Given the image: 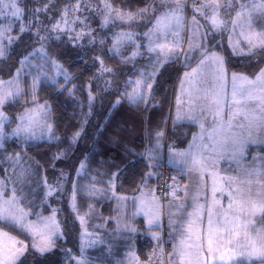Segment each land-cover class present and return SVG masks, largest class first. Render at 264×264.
<instances>
[{
	"label": "snow or ice",
	"instance_id": "snow-or-ice-1",
	"mask_svg": "<svg viewBox=\"0 0 264 264\" xmlns=\"http://www.w3.org/2000/svg\"><path fill=\"white\" fill-rule=\"evenodd\" d=\"M90 2L91 0H76L75 4L63 8L55 22L45 24L44 20L41 19V14H46L50 10L52 0H48L42 7L31 9V15L26 21L25 8L21 6V0H0V17L7 21V23H0V61L6 59L9 48L18 42L24 33L31 32L33 29H35L34 35L37 37L35 44L38 45L32 47L30 51L26 50V53L18 59V67L15 68L14 74L9 79L5 80L0 77V148L4 147L5 139L10 137L21 138L24 143L45 137L49 140L59 139L54 134L53 124L49 122L51 106L47 101L40 104L36 97V91L44 81L51 80L53 86H55L57 76H62L65 84L69 83L73 77L63 69V66L57 60L48 54L45 42L49 39H60L61 35H67L74 46L84 37H88L89 44H95L97 42L96 30L88 22L91 17L84 16L83 19L81 18L84 12L89 11ZM153 3H155V0H153ZM159 4L162 7H167L160 15L154 17L153 27L149 28L148 31L137 33L133 30H124L122 27L120 30L114 31L110 37L111 47L107 51L113 55L119 56L126 45H133L134 50H131V55L121 57L122 63L134 61L137 56L144 54L140 49L145 45L142 41L138 42L137 37L147 39L146 51L156 57L151 71L140 70L137 78L129 77L125 81L124 87L126 90L122 93V96L131 102L143 100L147 103L160 68L170 61H175L181 55L187 60L189 53L194 48L200 49V55L203 57L200 60V65L210 64L214 66V79L222 86L228 74L225 57L216 51H211L206 45L194 44L191 38L188 40V48L182 49L180 34L173 31L174 28L182 27L183 0H159ZM150 9L153 13L156 11L151 4L137 11H131L116 7L113 0H99V5L94 10L100 17L99 28L103 30L109 27L115 28L117 25L127 26L131 29L132 25L143 18ZM226 9L231 11H225ZM193 11L198 13L205 21V25H201L195 16L192 18V22L196 26L195 33L198 37L206 40L209 34L207 32L200 33L199 29L201 27L208 26L211 32H219L229 30L230 26L229 46L233 55L245 58H253L258 55L264 56V26L257 28L256 25L257 20H264V0H195ZM231 12H234V15ZM17 22H19L18 34L12 35L15 30L14 25ZM77 25L79 31L76 30ZM41 32H44L45 35H40ZM170 35L172 36L171 40L168 38ZM105 39L99 40L101 46L105 44ZM95 59L100 64L99 75L113 72V69L107 67L99 56ZM49 64L55 70V75L51 77L46 71ZM32 69H35V75L32 74ZM195 72L196 69H193V73ZM23 75H32L31 103L35 107L26 108L23 113L15 117L17 120L15 127L12 128L11 132H7L5 131L6 122L11 123L12 118L4 113L3 107L24 94V90L20 86ZM190 75L192 74L185 73L186 77ZM231 76L234 104L239 105L241 103L237 99L238 94L247 100H260L261 103H264V67H261L252 78L235 72ZM237 82H239V92L237 91ZM105 83L110 85L111 81L106 80ZM183 84L184 81H181L182 86ZM60 87L63 88L64 85ZM129 87L131 91H127ZM68 91L71 94L72 89ZM256 92H259L260 95H255ZM218 96L219 93H216L215 96L210 97V93L206 91L202 97L198 98L204 101L203 104H196L190 97L187 112L183 116L181 115L183 101L178 96L176 119L180 120L186 116L190 120L197 121L205 112L219 116L218 105L220 99L216 98ZM88 99L89 104L95 99L91 91H89ZM119 102L118 99L116 103ZM235 115L237 113H233V117ZM222 123L221 119L220 125L207 133L208 139L212 141L210 149L208 145L203 144L205 132L204 125L201 123L202 132L199 137L201 143L197 144V137L194 136L189 151L176 152L170 150V155L183 160L191 171L200 172L204 170L208 166L209 158L218 155L222 157L223 152L228 151V140L221 143L215 139ZM227 127L229 130L232 129L231 120ZM239 127L243 128L244 125H239ZM249 127L251 128V122ZM258 127L264 128V120H261ZM79 134V132L74 134L73 142ZM156 135L159 138L163 135V132H158ZM249 141L256 142L252 139L251 131L248 132L247 136H244L242 132L232 133L230 137L232 158L242 156L244 147ZM158 146L159 143H157ZM218 148L223 149V152H218ZM62 155V152L59 153L55 156V159H59ZM6 159L14 161L13 176L15 179L0 178V264H23L22 258L30 250L43 254L56 248V239L63 235V231L60 222L56 218L57 209H53L50 216H43L41 213H33L30 208L26 209L23 206V202L27 200L24 187L31 183L28 178L29 169L21 167L19 172L15 171V165L19 164L20 161V153H14ZM149 159H152L151 150H149ZM216 163L217 161L213 159L212 165L215 166ZM84 167L85 165L82 162L80 170H83ZM5 171L7 172V170ZM77 175H79V170ZM146 175H152V173ZM245 175L248 179L222 178L227 181L229 189H231L228 192V209L221 215V213L209 208L206 230H194V220L191 219L192 217L200 219V208L202 206L197 205L192 213H188L190 219L185 228V238H182L178 245L173 246V251L168 254L170 260L175 257L176 264H257V262L264 264V227H256L258 221L264 224V179L260 178L264 176V173L253 168L246 171ZM63 176L64 173H61V178ZM253 177H256V179L253 180ZM116 178V174L113 173L108 182V190L111 191L112 197H115L118 201L127 200L128 197L118 196L114 191ZM42 182L46 188L45 198L53 195L58 190H63L59 181L55 184H49L45 177ZM254 183L259 185L260 190L253 192L252 186ZM233 185H235L234 188ZM170 187H173L171 194L175 197V187ZM103 191L105 190L90 185L88 194L95 195L97 192ZM212 191L213 204H218L219 201L215 200V195L218 191L223 194L225 189L223 187L218 189L214 184ZM76 196L77 185L73 183L70 206L73 211L77 212V217L83 228L79 248L80 256H72L70 249L64 251L69 259L75 261V264H92L85 255V251L99 241L90 239L93 234L88 233L87 228L84 227L86 220L84 216L79 215L76 209ZM158 205L159 199L154 195L151 201L140 199L137 212L134 215L143 213L147 217L149 226L154 223L158 224ZM32 215H35V220L29 219ZM169 223L172 224L173 221L170 220ZM5 227H11L13 230L18 229L22 234H26L29 239L27 241L19 239L9 231H5ZM120 227L118 225V232ZM122 227L133 233L137 231L128 224ZM182 227L184 226L182 225ZM153 235L154 238L159 239L158 235ZM160 252L163 253V249H160ZM154 255H156L155 251L149 255V264H151ZM128 256L130 259H135L136 264H139L134 253H129ZM116 264H125V262L117 261Z\"/></svg>",
	"mask_w": 264,
	"mask_h": 264
},
{
	"label": "trees",
	"instance_id": "trees-1",
	"mask_svg": "<svg viewBox=\"0 0 264 264\" xmlns=\"http://www.w3.org/2000/svg\"><path fill=\"white\" fill-rule=\"evenodd\" d=\"M47 2L48 0L39 2L21 0V6L25 8V21L31 15V9L42 7ZM75 2L76 0H52L50 10L46 14H41V19L45 24L55 22L63 8ZM113 3L116 7L137 11L152 5L153 0H113ZM98 5L99 0H91L89 11L81 15L82 19L84 16L91 17L88 22L96 30L95 44H89L88 37H84L74 46L67 35L45 42L48 54L73 77L65 84L63 77L58 76L55 86L51 80L44 81L36 91L39 103L47 101L51 106L49 121L53 124L54 134L59 139L42 138L24 143L21 138L10 137L5 139L4 147L0 148V178L15 179L14 161L7 160L6 157L20 153V161L15 165V171L19 172L21 167L29 169L28 178L31 181L24 187L27 200L23 202V206L26 209L30 208L33 213L39 212L42 215L57 209L56 213L63 231V235L56 239V248L43 254L30 250L22 258L23 264H68L73 260L69 259L65 249H70L72 256L79 255L80 224L76 211H73L69 203L73 183L77 185L75 203L78 213L86 217L91 230L102 229V244L86 249V256L90 261L116 264L117 261H123V258L118 259L122 253L129 252L134 246L140 257L145 258L150 245L145 241L147 236L142 238L139 231L134 233L121 229L117 231L113 220L116 213L118 214L117 199L112 197L111 191L108 190V182L115 173L116 194L128 196L137 193L149 169L147 151L156 139V134L164 130L167 143L182 148L197 129L196 124L191 122L172 123L171 119L166 121L171 94L176 89L178 77L184 67H187L179 64V58L160 68L147 103L143 100L131 102L122 96L126 90L125 81L129 77L137 78L140 70L151 71L156 57L144 49L142 50L144 54L137 56L134 61L122 63L121 57L130 55L131 50L124 49L119 56L108 52L112 33L127 26L117 25L115 28L101 30L100 17L94 10ZM1 21L0 18V23ZM256 25L257 28L264 26V20H257ZM18 28L19 22L14 25L12 35L18 34ZM76 30L79 31L78 25ZM34 32L35 29L24 33L22 38L9 48L6 59L0 61V77L8 78L14 74L15 68L18 67V59L26 50L30 51L32 47L38 46L35 44L37 37ZM40 35L45 33L41 32ZM100 39H105L103 46L99 44ZM213 49L225 57L228 73L240 72L252 76L264 66V56L258 55L253 58L235 56L223 43L213 46ZM97 56L107 67L113 69L112 73H105L102 76L98 74L100 64L95 59ZM192 62L188 67L192 66ZM49 67L50 64L47 70L52 72ZM31 71L35 75V69ZM106 80L111 81V84L106 85ZM20 82L24 94L4 106L8 116L12 118L11 123L5 125L7 130L17 123L15 117L25 108L34 105L31 103L32 75H23ZM61 85L64 87L61 88ZM69 89H72L71 94ZM89 91L95 97L91 104L88 99ZM127 91H131V88L129 87ZM118 99L120 102L117 104ZM77 132L80 134L73 142L74 134ZM61 152L63 155L55 159ZM82 162L85 167L80 170ZM175 170L178 171L177 168L160 162L155 167V178L150 177L148 183L153 184L156 181L159 189L165 174L170 176L175 174ZM61 173H64L63 178ZM184 176L182 173L181 177ZM45 177L49 184L59 181L63 190H58L45 198L46 188L42 182ZM90 185L97 189L102 187L101 189L105 191L89 195ZM30 217L36 218L35 215ZM133 223L137 224L139 229L145 228L141 217L135 218ZM100 225H104L103 228H100ZM4 230L26 241L29 239L18 229L5 227ZM130 245L133 246L129 249Z\"/></svg>",
	"mask_w": 264,
	"mask_h": 264
},
{
	"label": "rangeland",
	"instance_id": "rangeland-1",
	"mask_svg": "<svg viewBox=\"0 0 264 264\" xmlns=\"http://www.w3.org/2000/svg\"><path fill=\"white\" fill-rule=\"evenodd\" d=\"M183 2L184 6L182 12V27L173 29L174 32H179L180 34V38L182 40V49L188 48V40L191 38L194 44L206 45L211 51H216L222 56L223 54L218 50L213 49V46L223 43V45H225L232 53V50L229 46L230 26L229 30H221L219 32H211L208 26L201 27L199 29L200 33L207 32L209 34L206 40L198 37V35L195 33L196 26L193 24L192 18L193 16H195L196 20L199 21L201 25H205V21L198 13H195L193 11V4L195 0H183ZM166 7L167 6H160L159 0H155V3H152V8L156 9L154 13L150 9L148 12V16H144L136 24H133L131 29L126 27L124 28V30H133L137 33L148 31L149 28L153 27L154 17L160 15L163 11H165ZM225 11L231 10L226 9ZM231 14L234 15V12H231ZM0 18L2 19L1 23H7V21L3 17ZM168 38L169 40H171L172 36L170 35ZM137 40L138 42L142 41V43L145 45V47H142L140 49V51L142 52V50L146 49L148 41L146 38L142 37H137ZM125 50H134L133 45H126ZM201 59H203V57L200 55V49L196 48H194L189 53V58L187 60L183 55L179 57V64L187 67H184V70L178 77L176 89L171 94L169 111L166 120L168 122V120L171 119L170 121L172 123H194L197 126L196 131L192 134L185 147L178 148L173 146L172 144L167 143V140L165 138V131L161 130L160 132H163V135L159 138L156 135V139L153 141L152 146L147 151V160L149 162V169L147 173H152V175H145L140 190L137 193L124 196L128 197L127 200H117L118 214L116 213L113 218L116 226L118 227V225H120V229L126 230L127 232L128 230L123 228V225L128 224L130 227H134L135 229H137V231L141 232L140 234L142 238H146L145 236L148 237L146 240H143L148 241L150 244L147 249V256L145 258L140 257V255L137 253L136 246H134V249H131L129 252H125L123 250L124 252L118 259L123 258L122 260L125 262V264H136V260L130 259V257L128 256L129 253H134L135 257L138 258L139 264H149V255L154 251L156 255L152 256L151 264H176V258L173 257L170 260L168 254L173 251L174 245H178L180 240L182 238H185V228L190 219L188 213H192L197 205L202 206L200 208V219H196L195 217H192L191 219L194 220V230H206L207 213L209 208H212L215 212L221 213V215L228 209V192L231 189H229L227 181L222 178L234 177L239 179H248V177H246L245 175V172L250 171L253 168L258 169L260 172L264 173V128L258 127L261 120H264V103H261L260 100H247L245 97H242L238 94L237 99L240 100L241 103L239 105L234 104L232 99L233 82L231 76L233 72L227 74L225 81L221 86V84L214 79V66L210 64H206L203 66L200 65ZM191 62L193 63L191 64L192 66L188 67ZM49 68L52 69V72H49V70H47L48 66L46 67V71L51 77L55 75V70L52 67ZM63 69L66 70L65 68ZM193 69H196L195 73H193ZM185 73H189L192 75L186 77ZM241 74H245L250 78L254 77V75L251 76L246 73ZM9 78L10 77L4 79L7 80ZM181 81H184L183 86L181 85ZM237 85V91L239 92V82H237ZM206 91L210 93V97L215 96L216 93H219V96L216 97L220 99V104L218 105L220 110L219 116H215L212 113L205 112L203 116L200 117V119H198L197 121L190 120L186 116L180 120L176 119L178 96L181 97V100L183 101V106L181 108V115L183 116L184 113L187 112L188 101L190 97L196 102V104H203L204 101L198 98L202 97ZM255 95L259 96L260 93L256 92ZM33 107H35V105L27 108ZM3 111L6 115H8L4 107ZM233 113H237V115L233 117ZM221 119L223 123L216 133L215 139L221 143L225 140H228V151L223 152V149L218 148V152H223L222 157L218 155L209 158L208 166L204 170L200 172L191 171L185 165L183 160H181L179 157L174 158L170 155V150H175L176 152L189 151V146L193 144L194 136L197 137L196 143H201L199 139L202 132L200 126L201 123H203L204 125L205 132L203 144L208 145V148L210 149L212 141L208 139L207 133L211 132L213 128H217L220 125ZM230 120L233 125L231 130H229L227 127ZM250 122L251 128L249 127ZM15 125L16 123L8 130L5 128V131L11 132L12 128H14ZM239 125H244V127L240 128ZM249 131L252 132V139H254L256 142H247L244 147L243 155L232 158L230 143L231 134L242 132L244 136H247ZM157 143H159L158 147ZM149 150H151L152 159H149ZM192 150L194 151L195 149ZM213 159L217 161L215 166L212 165ZM160 162H165L169 166L177 168L178 170H175V174H170V176H168V174H165V176L163 177L161 182L165 180L167 186V189H165V193H163V189H161L162 187L158 189V184L156 183V181L153 182V184L148 183L150 177L155 178V167ZM182 173L185 175L184 177H181ZM260 178L264 179V176H261ZM252 179L255 180L256 177H253ZM214 184L218 189L220 187H223L225 189L223 194L218 191L215 195V200L219 201L218 204H213L214 197L212 189ZM161 186H163V183H161ZM170 186L175 187V197L171 194L173 191V187ZM232 187L234 188L235 185H233ZM252 187L253 192L260 190L259 185H256L255 183ZM117 195L120 196L119 194ZM153 195L159 199V222L158 224L154 223L153 225L149 226L147 223V217H145L143 213H139L136 215H134V213L137 212V207L139 205L140 199L151 201ZM194 197L196 198L195 200L193 199ZM70 202L71 201L69 200V203ZM181 205L183 206L181 207ZM51 214L52 213L44 214L43 216H50ZM79 215L84 216L83 214ZM137 217L142 218L143 224L145 226L144 229H139L138 225L133 223V220ZM56 218L59 221L57 213ZM84 218L86 220V224L84 227L87 228L88 233L93 234L90 239H97L99 241L94 246L102 244V229L98 231L91 230L88 227L87 219L85 216ZM29 219L35 220L36 218L29 217ZM170 220L173 221L172 224L169 223ZM78 221L80 224L79 219ZM182 225L184 227H182ZM103 226L104 225H100V228H103ZM256 227H264V224H261L258 221ZM82 231L83 228L80 224L79 248L81 244ZM153 234L158 235L159 239L154 238ZM123 245L125 246V243H123ZM132 246L130 245L129 249ZM160 249H163V253L160 252ZM79 256L80 253L77 257ZM88 259L90 260V258ZM91 262L92 264H101L95 263V261ZM68 264H75V261H72ZM257 264H259V262H257Z\"/></svg>",
	"mask_w": 264,
	"mask_h": 264
},
{
	"label": "built area",
	"instance_id": "built-area-1",
	"mask_svg": "<svg viewBox=\"0 0 264 264\" xmlns=\"http://www.w3.org/2000/svg\"><path fill=\"white\" fill-rule=\"evenodd\" d=\"M162 183H163V186H161L162 187L161 189H163V193H165V189H167L165 180H163Z\"/></svg>",
	"mask_w": 264,
	"mask_h": 264
}]
</instances>
